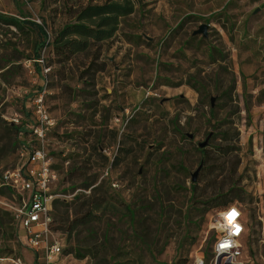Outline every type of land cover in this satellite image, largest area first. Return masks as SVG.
Listing matches in <instances>:
<instances>
[{
    "label": "rangeland",
    "instance_id": "obj_1",
    "mask_svg": "<svg viewBox=\"0 0 264 264\" xmlns=\"http://www.w3.org/2000/svg\"><path fill=\"white\" fill-rule=\"evenodd\" d=\"M108 1L0 0V16L22 22L0 21V264L35 261L12 177L27 100L44 92L54 224L96 216L71 236L56 230L62 264H211L227 202L248 219L245 260L264 264V2L130 0L111 39L56 51L83 7ZM25 22L45 28V47Z\"/></svg>",
    "mask_w": 264,
    "mask_h": 264
},
{
    "label": "built area",
    "instance_id": "obj_2",
    "mask_svg": "<svg viewBox=\"0 0 264 264\" xmlns=\"http://www.w3.org/2000/svg\"><path fill=\"white\" fill-rule=\"evenodd\" d=\"M264 2V0H262ZM44 94L28 98L32 122L20 134L19 169L12 177L18 202L13 206L17 229L23 243L32 250L34 264H62L63 247L55 237L52 206L56 198L57 174L51 166L50 133L55 124L50 119ZM245 211L238 205L225 207L213 217L212 228L216 232L211 264H248L245 260V237L248 221ZM194 264H208L201 256Z\"/></svg>",
    "mask_w": 264,
    "mask_h": 264
},
{
    "label": "trees",
    "instance_id": "obj_3",
    "mask_svg": "<svg viewBox=\"0 0 264 264\" xmlns=\"http://www.w3.org/2000/svg\"><path fill=\"white\" fill-rule=\"evenodd\" d=\"M134 11L135 5L130 0H125L123 3L109 0L102 5L89 4L80 10L74 23L65 25L62 28L54 41V47L56 51L59 53L61 52L64 55H74L86 52L92 43H100L111 39L119 29L120 18L129 16L133 14ZM0 21L13 25H19L22 23L16 19H5L2 16H0ZM25 23L38 29L44 37V42L41 47H45V44L49 39V35L45 28L36 22ZM24 132L25 130L19 128V134ZM226 204L225 207L232 205H228V202ZM94 219H96V216L91 213L84 217L83 220L70 223L66 214H64L62 221L65 226H55L56 224H54V229L55 231H67L69 236H71L80 224L83 225L90 223ZM2 222L3 221L0 219L1 226L3 225Z\"/></svg>",
    "mask_w": 264,
    "mask_h": 264
},
{
    "label": "water",
    "instance_id": "obj_4",
    "mask_svg": "<svg viewBox=\"0 0 264 264\" xmlns=\"http://www.w3.org/2000/svg\"><path fill=\"white\" fill-rule=\"evenodd\" d=\"M257 12V11H256ZM255 12V13H256ZM208 26L207 25H202L200 28H199V30L198 31H196L195 32V35H203L204 37H207L208 36ZM191 138H192V136H191ZM208 140L207 141H205L204 143H200L199 144V147L200 148H202V149H204V148H206L207 147V145H208ZM200 170H201V168H199L194 174H193V177H192V182L193 183H196L197 181H198V175H199V173H200Z\"/></svg>",
    "mask_w": 264,
    "mask_h": 264
},
{
    "label": "crops",
    "instance_id": "obj_5",
    "mask_svg": "<svg viewBox=\"0 0 264 264\" xmlns=\"http://www.w3.org/2000/svg\"><path fill=\"white\" fill-rule=\"evenodd\" d=\"M263 1H261V3H262ZM260 3V2H259ZM264 5V4H263Z\"/></svg>",
    "mask_w": 264,
    "mask_h": 264
}]
</instances>
